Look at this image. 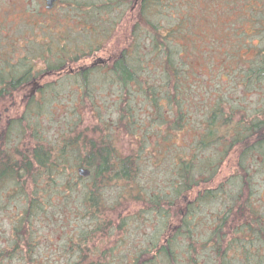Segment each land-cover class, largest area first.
Listing matches in <instances>:
<instances>
[{
  "label": "trees",
  "instance_id": "16d2710c",
  "mask_svg": "<svg viewBox=\"0 0 264 264\" xmlns=\"http://www.w3.org/2000/svg\"><path fill=\"white\" fill-rule=\"evenodd\" d=\"M30 1L24 0L21 18L18 4L12 19L0 17V114L5 116L4 108L16 91L39 76L62 69L71 73L74 69L73 78L80 81L74 99H95V88L102 93L113 86L117 99L125 101L120 104L122 109L118 107L115 121L102 115L90 133L88 127L78 131L80 125L57 112L64 106L59 99H66L64 89L70 85L67 72L66 78L44 83L28 95L22 111H7L6 123L0 121V209H7L1 203L4 197L13 196L25 204L12 216L8 246L0 248V264L36 263V220L48 218L52 223L56 214L47 212L52 193L38 187L61 185L56 192L64 199L58 211L62 215L72 210L69 200L75 177L91 182L83 188L82 207L74 210L78 219L87 222L69 229L75 250L69 264H264V208L251 200L253 187L245 193L243 188L252 167L258 166L256 171L264 173V99L259 107L241 106L231 100L235 95L224 93L221 83L226 78L236 83L239 77L245 93L260 90L264 95V0H57L58 11L52 13ZM126 18L132 21L130 44L109 48ZM104 49L111 53L109 60L79 72V59ZM205 70L210 82L214 79L211 93L198 91ZM212 97L216 100L207 102L194 147L188 143L176 150L175 131L187 125L182 113L189 114L191 124L192 105L185 99ZM131 99H149L159 117L156 124H166L169 130L164 139L156 137L150 158L141 161H151L154 151L172 153L174 159L168 168H161L165 177L160 189L147 194L141 189L131 192V198L143 202L139 211L124 218L118 212L117 217L108 218L107 183L113 179L132 182L141 170L138 155L142 151L137 156L118 155L110 132L116 125L122 128L126 118H130L126 129L135 125ZM163 100L171 107L177 103L178 122L162 111ZM247 109L252 112L243 113ZM208 149L215 153L201 157V151ZM235 151L245 180L222 212L214 214L213 210L210 233L199 240L194 219L200 218L204 206L219 199L223 187L195 190L204 182H213ZM79 166L88 167L90 175L80 176ZM68 168L70 178L65 174ZM8 183L12 184L5 189ZM192 193H196L192 202L178 207ZM132 221L140 229L155 221L156 225L144 243L135 242L129 248L123 242ZM96 238L105 243L103 250L96 247Z\"/></svg>",
  "mask_w": 264,
  "mask_h": 264
},
{
  "label": "rangeland",
  "instance_id": "374dc122",
  "mask_svg": "<svg viewBox=\"0 0 264 264\" xmlns=\"http://www.w3.org/2000/svg\"><path fill=\"white\" fill-rule=\"evenodd\" d=\"M17 4L21 6V8H18ZM31 5L40 4L42 10H48L49 13H52L54 10L55 12L58 11L56 8L57 5L53 8H47L46 7V0H31ZM22 6H24V0H0V17H8V19H12V14H15L17 8L19 10V18H21ZM51 9V10H49ZM132 13H136V9H133ZM58 14V13H57ZM49 18V15H48ZM17 19V17H16ZM126 25V27H124ZM131 26L132 21L131 19L126 18L122 22V29L119 30V33L115 37L116 39L109 44V48L114 47L121 48L126 42V45L130 44L131 42ZM89 56L83 57L78 60V64L82 65L80 66L79 72L82 73V71L88 69L90 66L93 65V63L98 62V59L109 60L111 57V53L107 50H101V51H93L89 52ZM101 61V62H104ZM199 63V62H197ZM78 64H73L74 67ZM93 67V66H92ZM70 68V67H69ZM68 69V67H66ZM73 69V68H72ZM70 78L67 79L69 81L67 88L65 87L64 91L66 92V99H59L63 101L64 106L59 108L57 111L58 113L67 114L69 119H71L73 125L74 123L79 126V130H83L84 128H87V132H89V129L92 130V126L96 125V123H100V117L102 115H106L107 117H110V120L115 121L117 117V113H119L118 107L120 106L121 102L125 101L124 99H117L118 93L114 89L113 86H110L108 90L101 93L100 89L95 88V99H74L75 93L79 92V80H75L73 77L75 74L74 69L73 72L66 71L64 69L59 71H53L49 74H45L44 76H39L37 80H34L31 83H28L27 85L23 86L21 90L16 91L15 96L13 99L10 100L8 104H6V107L4 108L6 110L5 116L3 114H0V121L5 122L8 119L7 111H22L24 108V105L26 103V100L29 99L28 95L35 92L38 87L43 85L44 83H57L60 80V77L66 78L68 73ZM209 71L201 72L200 77L201 81H203L199 86V93H202L204 90H208V92H213L214 89L213 81L214 79L209 80ZM82 75V74H81ZM92 75H95L96 79V70L93 72ZM226 81H221L222 83V89L224 90V93L233 94L235 95L236 99H231L234 102H237V104H240L241 106L245 105H251L252 107H259V104L264 99V95L261 94L260 90H254V92L251 93H245V87L242 86V84L239 82V77L236 78V83H231L230 78H226ZM95 82V81H94ZM96 83V82H95ZM233 86V87H232ZM112 87V88H111ZM227 90V92H226ZM98 92V94L96 93ZM195 94V97H197V94ZM97 97V99H96ZM101 97H104L103 99H100ZM73 98V99H72ZM133 103L132 111H134V116L136 122L135 125H129V128L126 129L127 123L130 118H126L123 122L122 128L118 127L117 125L112 129H110V132L113 136V141L117 147V154L120 156L128 155L131 153H135L137 156V153H142L138 155L140 159L139 166L141 167L140 175L136 180L132 182H127L123 179L111 180V183H107L106 188L104 189L105 198L109 201L108 208L106 207V217L108 215L116 216L118 215V212H122L124 215L123 218L126 215H132L133 212L139 211L143 207V202L141 199H137L136 197L131 198V192L137 193L140 189V191L147 193H154V191H157L158 188L160 189L162 185L164 184V178L165 174H162L161 168H168L170 162L173 161L174 157L173 154H159L156 151L152 152V158L151 161H144L141 160L143 158H150V148L153 147L152 143L156 139L157 136H163V139L165 135L169 134V130L166 128L165 125H157L159 121V117L157 113H155V109L151 108L149 99H131ZM216 99L212 97L211 99H185V101L190 103L191 106V124L188 122V115L187 116L182 113L183 121L184 123H187V125L184 127L181 131H175L176 133V139L175 141L178 143L174 148L176 150H179L180 145L182 144H188L191 145L193 148V144H195L196 141V135L198 134L199 130L197 128L198 124L202 121L203 114H205V111L207 109V102L215 101ZM202 101L201 107L198 109L197 103ZM227 108V106H225ZM120 109H122V106H120ZM102 111V113H100ZM162 111L166 114L168 119H171L172 121H177L181 115L179 107L177 103L173 104V107L168 104L167 100H163V107ZM241 112V111H240ZM251 110H248L243 113H251ZM229 112L227 113V115ZM236 115V114H235ZM240 115V114H239ZM236 115V118H239L240 116ZM157 120V121H156ZM48 124L50 127V124L48 122L45 123ZM77 126V127H78ZM196 127V129H195ZM161 128V129H160ZM54 130V129H52ZM159 130V132H158ZM196 130V131H195ZM195 131V132H194ZM54 131H51V135H53ZM196 133V135H195ZM157 134V135H156ZM155 137V138H154ZM162 139V140H163ZM172 137H170V140ZM142 141V144L141 142ZM192 143V144H191ZM190 147V146H189ZM140 148H143L140 150ZM187 149V148H186ZM212 153H215L212 149L208 150H202L200 155L201 157H206L211 155ZM148 160V159H147ZM248 163L250 164L251 160L248 159ZM237 161H238V151L233 152V154H230V156L227 158V160L223 163L219 174L217 177L213 180V182H204L198 189L195 190L197 192L198 190L202 188H214V187H223L221 191V195L218 200L210 203V204H203L207 205L204 206L202 209L199 219L195 218V231L196 236L195 238H198L199 240H204L209 233L211 229V225L213 223L212 218V212L214 210V214L222 212V208L224 206H228L230 204L231 200L234 198V193L238 192L239 183L241 181L245 180V177L243 176V173L238 170L237 167ZM159 165V166H158ZM253 169H250L251 176H246L248 180L246 181L247 186L244 184V193L247 192L248 187L250 189L253 187V196L251 198L252 201L257 202V205H261L264 208V173H260L259 171H256L258 166L252 167ZM76 169V170H75ZM74 170L77 172V168L74 167ZM70 169L68 168L65 171L66 177L68 175V178H70L71 174H69ZM207 175V172L203 175L204 177ZM82 176V175H80ZM169 175L166 174V177ZM234 176L237 178L238 182L232 183L234 180ZM83 177V176H82ZM86 177V176H85ZM244 178V180H243ZM204 180V179H202ZM72 182L74 184L73 189V196L72 200H69L70 207H72V210L68 209L65 211L64 214L60 215L59 210L60 206L64 205V199H62V194H59L56 192V189L59 188L61 185H50V186H41L38 187L39 191L45 187L46 190L52 193V196L49 200V208L48 211L54 212L55 217L52 219V223H49L48 218H43L42 220H36L35 228L34 230L36 235V241L38 242L37 249L35 250V264H69L73 261L75 258V254L73 253L75 250H73L72 245L70 244V230L71 227H77V225L82 224L86 225L87 220L86 219H78V211H74L77 206H81L83 204V188L86 183L90 184L89 179L85 178H78L75 177V179H72ZM12 183H8L5 187L9 188V186ZM143 189H142V188ZM11 188V187H10ZM263 191L262 193H258V191ZM144 194V195H145ZM196 194V193H195ZM195 194H189V197L182 198L180 202L178 203V207L182 204L186 205L191 203V199ZM260 196H262V201L258 200L260 199ZM18 199V198H17ZM15 199V197H9L2 200V205L7 206V209H0V248H5L8 246V242L6 241L7 237L11 234V228H12V222L14 215L18 214L20 211V208L23 207L25 204V201L22 199ZM184 199V200H183ZM116 200L119 202L117 203ZM116 204V209H112L110 206H114ZM121 204V205H118ZM83 210V208H81ZM75 213H74V212ZM182 212H184V209H182ZM177 213V211H176ZM206 214H210L206 215ZM214 216V215H213ZM109 218V217H108ZM119 218V217H118ZM108 221V220H106ZM196 223L197 226H196ZM65 224L64 226H62ZM156 225V221L152 224H146V227L144 229H140L139 227H136L137 224L133 223V221L128 225L126 229V237L125 242L123 244L126 247L133 248V245L135 242H145L150 233L154 231V226ZM75 227V228H76ZM74 228V229H75ZM120 235H116L118 237ZM107 240V239H106ZM110 241V240H109ZM96 247L102 248V250L105 248V243L101 239H95ZM109 245V244H108ZM208 252L206 251L203 255H207ZM97 254L92 257V260H96ZM39 259V261L37 260ZM204 257H202V260ZM209 260V258H208ZM14 262V261H13ZM12 261L10 263H13Z\"/></svg>",
  "mask_w": 264,
  "mask_h": 264
},
{
  "label": "water",
  "instance_id": "95a60500",
  "mask_svg": "<svg viewBox=\"0 0 264 264\" xmlns=\"http://www.w3.org/2000/svg\"><path fill=\"white\" fill-rule=\"evenodd\" d=\"M57 0H46V7L47 8H53ZM99 62L104 61L103 59H98ZM78 172L82 176H89L91 173V170L88 167L85 166H79Z\"/></svg>",
  "mask_w": 264,
  "mask_h": 264
}]
</instances>
